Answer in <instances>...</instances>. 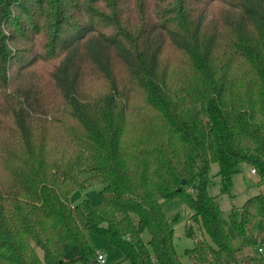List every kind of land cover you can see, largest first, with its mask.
Masks as SVG:
<instances>
[{
	"label": "trees",
	"instance_id": "trees-1",
	"mask_svg": "<svg viewBox=\"0 0 264 264\" xmlns=\"http://www.w3.org/2000/svg\"><path fill=\"white\" fill-rule=\"evenodd\" d=\"M212 162L222 192L264 180V0H0V264H104L90 232L184 264L163 199L196 264H264V194L231 208L235 245Z\"/></svg>",
	"mask_w": 264,
	"mask_h": 264
},
{
	"label": "rangeland",
	"instance_id": "rangeland-1",
	"mask_svg": "<svg viewBox=\"0 0 264 264\" xmlns=\"http://www.w3.org/2000/svg\"><path fill=\"white\" fill-rule=\"evenodd\" d=\"M248 164L241 165V172L233 176V185L228 192H222V183L220 179L219 165L212 162L209 170L210 184L208 186L209 193L218 201L221 218L226 231L231 236L235 245L240 243L239 236L234 231L231 221L230 212L233 206L241 207L245 201L253 195L264 194V180H261L260 175L256 171H252ZM103 185H93L85 188L76 189L70 196V202L74 204H81L84 200L98 201L99 191ZM163 207L169 219L177 217L174 227V244L176 251L181 257L184 264H196L185 254L187 248L194 245V239L187 236L185 233L186 225L191 223L196 228L195 223L190 220L192 210L181 199H163ZM198 236L203 233L198 230ZM90 239L94 244L97 252H102L105 257L104 264H131L125 258L124 253L114 246L107 237L98 233H89ZM143 239L148 242L150 235L147 231L143 232ZM41 253V251L39 250Z\"/></svg>",
	"mask_w": 264,
	"mask_h": 264
},
{
	"label": "built area",
	"instance_id": "built-area-1",
	"mask_svg": "<svg viewBox=\"0 0 264 264\" xmlns=\"http://www.w3.org/2000/svg\"><path fill=\"white\" fill-rule=\"evenodd\" d=\"M252 171H255V169H252ZM98 259L101 263H105V257L102 253L98 254Z\"/></svg>",
	"mask_w": 264,
	"mask_h": 264
},
{
	"label": "crops",
	"instance_id": "crops-1",
	"mask_svg": "<svg viewBox=\"0 0 264 264\" xmlns=\"http://www.w3.org/2000/svg\"><path fill=\"white\" fill-rule=\"evenodd\" d=\"M72 205H75L74 203H72ZM98 253H102V252H98Z\"/></svg>",
	"mask_w": 264,
	"mask_h": 264
}]
</instances>
